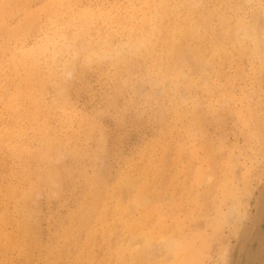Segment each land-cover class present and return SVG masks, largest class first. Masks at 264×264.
Listing matches in <instances>:
<instances>
[{
    "label": "rangeland",
    "instance_id": "1",
    "mask_svg": "<svg viewBox=\"0 0 264 264\" xmlns=\"http://www.w3.org/2000/svg\"><path fill=\"white\" fill-rule=\"evenodd\" d=\"M255 14L264 0H0V264H176L170 240L264 264V44L238 27Z\"/></svg>",
    "mask_w": 264,
    "mask_h": 264
},
{
    "label": "bare ground",
    "instance_id": "2",
    "mask_svg": "<svg viewBox=\"0 0 264 264\" xmlns=\"http://www.w3.org/2000/svg\"><path fill=\"white\" fill-rule=\"evenodd\" d=\"M28 1V0H27ZM242 1V3L244 2V3H246V4H250V3H259V1H261V0H241ZM189 6V5H188ZM254 16V18H253V22H252V24H249L248 25V23L245 25L244 23H242L240 26H238L239 27V29L241 30V35H245V36H253L252 38H254V41H256V43H258V44H264V29L260 32L258 29H256V25L259 23L258 22V20H259V17H258V15H253ZM262 17V16H261ZM260 17V21L261 22H263V25H264V17L263 18H261ZM261 19H263V21L261 20ZM251 23V22H250ZM261 24V23H260ZM259 24V25H260ZM188 25V24H187ZM262 25V24H261ZM260 25V26H261ZM157 26V25H156ZM189 26V25H188ZM192 26H193V29H192ZM192 26H189L188 27V29H189V31H186L185 33H184V31H182V32H180V34H181V37H179L177 40H174L173 41V44H172V52H174V54H175V57H181L182 55V49L183 50H185L184 48H182L183 47V44H185V39L188 37V36H190V35H192L195 31H193V30H197L198 29V26H196L197 28H195L194 26L195 25H193V22H192ZM200 26V25H199ZM234 27V29H235V26H233ZM263 27V26H262ZM262 27H259V28H262ZM230 29V28H229ZM228 29V30H229ZM233 29V28H232ZM238 30V29H237ZM159 32V31H158ZM197 33H198V30L196 31ZM235 32V31H234ZM65 33V32H64ZM196 33V34H197ZM195 34V33H194ZM193 34V35H194ZM236 34L237 33H232V31H230L228 34H226V36H228V37H231V36H233V37H231L232 39L233 38H235L234 36H236ZM67 35V34H66ZM192 35V36H193ZM180 36V35H179ZM191 36V37H192ZM237 36H240V35H237ZM242 36V37H243ZM66 37V36H65ZM190 37V38H191ZM193 37H195V35L193 36ZM189 38V37H188ZM239 38V37H238ZM228 39H230V38H228ZM78 41V40H77ZM142 41V40H141ZM183 41H184V43H183ZM143 42H144V40H143ZM143 42H140V43H143ZM68 45H70V44H68ZM134 47V46H133ZM185 47V46H184ZM132 50V49H131ZM188 56V55H187ZM174 57V56H173ZM182 58V57H181ZM171 61V60H170ZM176 66V65H175ZM175 66H173V67H175ZM164 67V66H163ZM166 69V68H165ZM167 71V70H166ZM180 100V99H179ZM213 159V158H212ZM215 167V166H214ZM213 167V168H214ZM206 168H208V167H206ZM209 169H210V167H209ZM1 170V169H0ZM200 170V169H199ZM203 170V169H202ZM188 172V171H187ZM202 174H203V172H201ZM97 176V175H96ZM202 176V175H201ZM204 177V176H203ZM197 179V178H196ZM201 179H203V178H201ZM200 179V177H199V179H197L198 181L199 180H201ZM205 179V178H204ZM129 180V179H128ZM185 180V179H184ZM232 181V180H231ZM132 182V181H131ZM202 182V181H201ZM128 183V182H127ZM129 184V183H128ZM132 184V183H131ZM130 184V185H131ZM202 184V183H201ZM204 184V183H203ZM96 185H97V183H96ZM135 185V184H134ZM133 185V186H134ZM129 187V186H128ZM228 187V186H227ZM144 189V188H143ZM146 189V188H145ZM145 189H144V191H145ZM149 189V188H148ZM147 189V190H148ZM208 189V188H207ZM221 190V189H220ZM98 191V190H97ZM143 191V190H142ZM148 192V191H147ZM146 193V192H145ZM94 194V193H93ZM139 194V193H138ZM223 194V193H222ZM145 195V194H144ZM141 197H143V194H142V196ZM143 199V198H142ZM147 199V198H146ZM96 200V199H95ZM140 200H141V198H140ZM146 201V200H145ZM97 202V201H96ZM147 202V201H146ZM235 205H237V204H235ZM237 207L236 206H233L231 209H230V213L229 214H227V216H226V218H227V220H228V217H229V222H230V224L232 223V221L234 222L235 220H237L236 218H235V211H238L237 209H236ZM219 209V208H218ZM221 209V208H220ZM26 210H27V208H26ZM30 211V210H29ZM245 213H243V214H241L239 217H238V220L237 221H242L243 219H244V217H245V215H244ZM219 216V215H218ZM158 217L159 216H157V219H158ZM237 217V216H236ZM235 218V219H234ZM160 220V219H159ZM226 222V221H225ZM236 222V221H235ZM157 223H159V222H157ZM157 223H156V225H157ZM218 223V222H217ZM220 223V222H219ZM25 224V223H24ZM161 224V223H160ZM227 224H229V223H227ZM130 225V224H129ZM132 225V224H131ZM216 226H217V224H215ZM142 226V225H141ZM23 227H24V225H23ZM30 227V226H29ZM144 226H142V228H143ZM129 228H132V230L134 229V226L132 227H129ZM178 228H180V227H178ZM22 230H23V228H22ZM111 230V229H110ZM131 230V231H132ZM134 230H137L136 228L134 229ZM133 230V231H134ZM151 230V229H150ZM152 230H155V229H152ZM173 229H171V231H172ZM213 230V229H212ZM113 231V230H112ZM132 231V232H133ZM138 231V230H137ZM174 231V230H173ZM140 232V231H139ZM159 232V231H158ZM158 232H155L156 234L158 233ZM161 232V231H160ZM159 232V233H160ZM237 232V231H236ZM27 233V232H26ZM218 233V232H217ZM138 234V233H137ZM152 234V233H151ZM162 234H163V232H162ZM175 234V233H174ZM91 235V234H90ZM157 235H160V238H163V237H161L162 235L161 234H157ZM151 236H153L152 238H154V235L152 234ZM150 236V237H151ZM213 236V235H212ZM147 237V236H146ZM192 237H194V236H192ZM200 237V236H199ZM143 238V237H142ZM159 238V237H158ZM159 238V239H160ZM201 238V237H200ZM146 240H150L151 241V238L150 239H147L146 238ZM157 240V239H156ZM165 240V239H164ZM194 240V238L192 239V240H190V241H193ZM196 240V239H195ZM207 240H209V238L207 239ZM149 241V242H150ZM190 241H188V242H190ZM201 241H203V240H200L199 239V242H201ZM205 241V240H204ZM167 242V241H166ZM194 242V241H193ZM198 242V244L197 245H200V243ZM192 243V242H191ZM190 243V244H191ZM207 243V242H206ZM208 243H210V241H208ZM208 243H207V245H208ZM130 244V243H129ZM163 244V243H162ZM161 244V247H159V248H164V245H162ZM167 244V243H166ZM165 244V245H166ZM184 244H188V243H185L184 242ZM193 244V243H192ZM201 244H204V243H201ZM169 245V247H172L173 249L174 248H177V253H178V255H179V260H178V258H176L177 259V261H175L176 262V264H180V262H181V264H191L193 261L190 259V258H188V256L190 257L191 255H188L189 253L190 254H192L193 252L192 251H190L189 252V250H187L186 252H185V248L182 246L183 245V243H182V245H178L175 241H173V240H170V243L168 244ZM185 245V246H186ZM137 246H139V245H137ZM177 246V247H176ZM201 246V245H200ZM204 246V245H203ZM202 246V247H203ZM206 246V245H205ZM168 247V248H169ZM187 247V246H186ZM191 247H192V245H191ZM133 248H135V247H133ZM195 248V247H194ZM205 248V247H204ZM209 248V247H208ZM120 249H121V247H120ZM119 249V250H120ZM125 248H123V250H124ZM129 249V248H128ZM150 248L146 245H144V247L142 248V250H140V251H138V249H137V251L136 252H133V255H131V254H129V255H131L130 256V258H131V260H133L135 263L138 261V262H141L142 261V259H144V255L145 254H147V253H149L148 252V250H149ZM151 249H154V247L152 248L151 247ZM157 249V248H156ZM187 249H189L188 247H187ZM198 250H200L199 248H197ZM118 250V251H119ZM202 250V249H201ZM200 250V251H201ZM135 251V250H134ZM170 251V250H169ZM174 251V250H173ZM197 251V250H196ZM203 251V250H202ZM117 252V251H116ZM121 252V251H120ZM171 252V251H170ZM169 252V253H170ZM188 252V253H187ZM192 252V253H191ZM199 252V251H198ZM198 252H195L196 253V255H193L191 258H196V260L197 259H200L201 257H203L200 253H198ZM206 252V251H205ZM132 253V252H131ZM181 253H182V255H181ZM186 253H187V255H186ZM117 254H118V252H117ZM173 254V253H172ZM227 254H228V252H227V249H225L224 250V252L222 253V257H221V263L220 264H228V261H227ZM60 255V254H59ZM174 256H176L177 254H175V252H174V254H173ZM198 255H199V257H198ZM151 256V255H150ZM173 256V257H174ZM182 256H184V258L182 257ZM207 256V255H206ZM229 256V255H228ZM146 257V256H145ZM198 257V258H197ZM125 258H127L125 255H123L122 256V254L120 253V260H121V262H124L125 261ZM205 258V257H204ZM203 258V259H204ZM175 259V258H174ZM175 259V260H176ZM146 260V259H145ZM195 259H194V262H193V264H197V261H196ZM200 260H198V262H199ZM129 262H130V260H129ZM143 262V264H144V261H142ZM172 262V261H171ZM191 262V263H190ZM172 263H174V260H173V262ZM171 263V264H172ZM204 263V262H203ZM128 264V263H127ZM200 264H202V263H200Z\"/></svg>",
    "mask_w": 264,
    "mask_h": 264
}]
</instances>
